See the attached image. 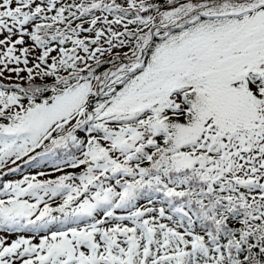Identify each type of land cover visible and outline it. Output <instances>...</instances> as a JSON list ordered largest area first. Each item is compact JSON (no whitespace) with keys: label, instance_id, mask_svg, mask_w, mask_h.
<instances>
[{"label":"snow or ice","instance_id":"1","mask_svg":"<svg viewBox=\"0 0 264 264\" xmlns=\"http://www.w3.org/2000/svg\"><path fill=\"white\" fill-rule=\"evenodd\" d=\"M0 264H264V0H0Z\"/></svg>","mask_w":264,"mask_h":264}]
</instances>
